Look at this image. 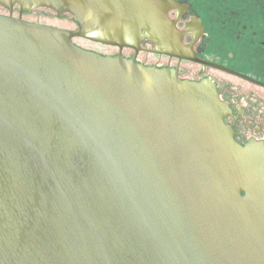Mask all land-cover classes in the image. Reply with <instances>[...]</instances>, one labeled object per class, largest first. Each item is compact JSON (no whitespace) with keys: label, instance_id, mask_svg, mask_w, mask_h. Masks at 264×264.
Returning <instances> with one entry per match:
<instances>
[{"label":"water","instance_id":"1","mask_svg":"<svg viewBox=\"0 0 264 264\" xmlns=\"http://www.w3.org/2000/svg\"><path fill=\"white\" fill-rule=\"evenodd\" d=\"M143 29L154 0H0V264H264V146L214 84L72 41Z\"/></svg>","mask_w":264,"mask_h":264},{"label":"flooded vegetation","instance_id":"2","mask_svg":"<svg viewBox=\"0 0 264 264\" xmlns=\"http://www.w3.org/2000/svg\"><path fill=\"white\" fill-rule=\"evenodd\" d=\"M154 1L167 22L165 34L149 35L143 29L120 46L95 40L122 42L119 31L90 30L88 38H73V43L104 57L136 58L145 67L177 73L181 80L212 82L234 140L264 146V0ZM64 15H70L73 27L62 29L78 31L73 16Z\"/></svg>","mask_w":264,"mask_h":264}]
</instances>
